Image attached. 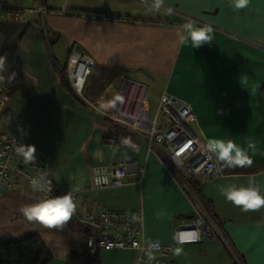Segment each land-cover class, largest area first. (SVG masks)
Returning a JSON list of instances; mask_svg holds the SVG:
<instances>
[{
	"label": "crops",
	"instance_id": "crops-1",
	"mask_svg": "<svg viewBox=\"0 0 264 264\" xmlns=\"http://www.w3.org/2000/svg\"><path fill=\"white\" fill-rule=\"evenodd\" d=\"M22 4L53 12L26 13L21 24L0 22V56L6 57L1 71L9 90L0 131L43 150L49 175L62 192L76 195L80 209L142 211L143 239L159 242L156 255L173 264H264V207L244 210L221 194L227 186L246 185L250 179L264 190V0H249L239 11L228 0ZM189 21L211 26L213 40L197 48L181 46L179 36ZM73 45L94 59L84 88L94 108L113 110L126 79L161 80V93L166 90L190 105L196 116L192 126L200 137L231 139L247 149L250 165L233 166L214 155L220 175L196 179L209 211L186 184L189 177L179 172L176 178L168 169L158 146L149 152L143 138L75 95L64 74ZM124 160L144 166L140 180L128 176L119 187L91 188L94 164ZM38 198L27 190L0 197V234L14 239L38 234L53 256L48 264H68L70 252L84 251L88 229L68 220L51 226L29 221L21 208ZM196 209L217 226L220 236L176 243V224L192 218ZM137 256L131 249L96 253L99 264H144Z\"/></svg>",
	"mask_w": 264,
	"mask_h": 264
},
{
	"label": "built area",
	"instance_id": "built-area-1",
	"mask_svg": "<svg viewBox=\"0 0 264 264\" xmlns=\"http://www.w3.org/2000/svg\"><path fill=\"white\" fill-rule=\"evenodd\" d=\"M22 1L0 0V22L21 24L26 13L53 12L37 4L24 6ZM93 66V57L73 45L64 65L65 78L75 95L90 106L92 104L85 97L84 88ZM119 89L113 110L92 107L143 138L149 152L158 146L160 156L176 178L180 177L179 172L200 180L220 175L214 154L208 151V141L200 137L192 126L196 116L187 102L164 90L160 94L156 111L150 115L148 87L145 84L126 79L121 82ZM8 92L6 76L0 70V115L7 105ZM28 145L22 138L0 131V197L13 190H27L42 198L45 193L34 192L30 185L33 178L40 176H46L50 181V192L47 195L64 194L49 175L48 158L43 150L34 147V158L31 159L22 154L28 151L24 147ZM143 173L144 166L135 161L97 163L92 167L90 185L92 189L119 187L128 176L140 180ZM182 186L187 188L185 183ZM73 198L76 211L68 221L88 229L84 244L87 254L96 255L99 250L131 249L138 252L137 262L173 264L170 259L156 255L161 250L159 242H146L143 239L142 211L126 213L110 208L80 209L75 194ZM219 236L217 226L200 209L195 210L192 218L179 221L174 230V241L178 244L199 243Z\"/></svg>",
	"mask_w": 264,
	"mask_h": 264
},
{
	"label": "clouds",
	"instance_id": "clouds-1",
	"mask_svg": "<svg viewBox=\"0 0 264 264\" xmlns=\"http://www.w3.org/2000/svg\"><path fill=\"white\" fill-rule=\"evenodd\" d=\"M228 5L233 10L239 11L249 5V0H228ZM159 9L160 4L154 5ZM213 29L211 26H197L195 22L189 21L183 25L179 36V44L190 45L192 48L200 47L213 40ZM6 57L0 56V70L5 66ZM28 151L22 153L28 158H34V146H24ZM248 147H252L249 143ZM208 151L218 159L229 162L233 166H245L251 164L247 149L238 145L231 139H212L207 142ZM31 188L36 193H45L32 203L21 208V212L29 221H36L45 225H62L70 219L76 211L73 194L66 192L62 195L50 196V181L46 176L33 178L30 181ZM223 197L244 210H255L264 207V190L257 187L255 179H250L246 185H229L222 189ZM181 249H177L179 253Z\"/></svg>",
	"mask_w": 264,
	"mask_h": 264
},
{
	"label": "trees",
	"instance_id": "trees-1",
	"mask_svg": "<svg viewBox=\"0 0 264 264\" xmlns=\"http://www.w3.org/2000/svg\"><path fill=\"white\" fill-rule=\"evenodd\" d=\"M261 93L264 112V84ZM185 181L199 198L202 206L206 211H209L208 202L204 201L200 195L201 183L199 180L189 177ZM52 258V254L38 234H27L18 239L0 234V264H48ZM67 262L68 264H99L96 255H89L85 251L70 252L67 255Z\"/></svg>",
	"mask_w": 264,
	"mask_h": 264
},
{
	"label": "rangeland",
	"instance_id": "rangeland-1",
	"mask_svg": "<svg viewBox=\"0 0 264 264\" xmlns=\"http://www.w3.org/2000/svg\"><path fill=\"white\" fill-rule=\"evenodd\" d=\"M161 80L156 81L155 83L144 81L145 85L148 87L147 99L149 103V112L150 115H153L157 109L158 101L160 97L161 90Z\"/></svg>",
	"mask_w": 264,
	"mask_h": 264
},
{
	"label": "water",
	"instance_id": "water-1",
	"mask_svg": "<svg viewBox=\"0 0 264 264\" xmlns=\"http://www.w3.org/2000/svg\"><path fill=\"white\" fill-rule=\"evenodd\" d=\"M0 41H1V33H0ZM84 227V226H83Z\"/></svg>",
	"mask_w": 264,
	"mask_h": 264
}]
</instances>
